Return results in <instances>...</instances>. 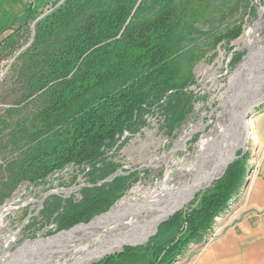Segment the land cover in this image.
Segmentation results:
<instances>
[{
    "label": "trees",
    "instance_id": "1",
    "mask_svg": "<svg viewBox=\"0 0 264 264\" xmlns=\"http://www.w3.org/2000/svg\"><path fill=\"white\" fill-rule=\"evenodd\" d=\"M239 1L56 3L35 21L29 44L12 65L21 84L19 100L32 109L29 118L6 132L7 143L1 145L18 151L0 165L5 173L2 194H9L21 180L36 182L66 163L88 162L90 185L81 190L80 198L61 203L55 197L43 212L47 220L55 214L56 230L105 212L136 179L130 172L103 181L117 168L108 151L124 131L134 133L153 107L162 110L169 133L187 119L196 98L186 89L194 81V66L219 41L229 42L241 33V22L233 20ZM248 14L255 15L253 7ZM29 17L34 21L38 14ZM25 23L3 36L4 49L13 52L20 46L16 37ZM244 176V159L233 161L183 215L163 222L140 249L150 264H169L189 242L201 238L234 197ZM129 254L136 255L134 250Z\"/></svg>",
    "mask_w": 264,
    "mask_h": 264
},
{
    "label": "rangeland",
    "instance_id": "2",
    "mask_svg": "<svg viewBox=\"0 0 264 264\" xmlns=\"http://www.w3.org/2000/svg\"><path fill=\"white\" fill-rule=\"evenodd\" d=\"M240 1L233 20L241 22V33L229 42L219 41L194 66V81L186 89L193 92L196 98L187 119L176 131L169 133L165 127L162 110L153 107L144 115V123L134 133L124 131L108 151L110 160L117 165V168L103 181L130 172L136 175V179L125 194L105 212L95 215L88 222H79L61 230H56L53 221L55 214L47 220V214L43 212L51 206L50 203L55 197H58L61 203L68 199L76 201L80 198L81 190L90 185L88 173L91 167L88 162L66 163L36 182L21 180L7 195L2 194L4 191L1 183L5 173L0 170V264H27L32 252L25 248L38 249L47 240L61 239L75 226L89 224L91 220L105 215L119 200L133 193L152 191L162 183H165V189H170L189 180L193 172L188 170V167L198 160V142L202 138L217 136L221 130L222 137L231 138L236 145L228 159L210 172L202 183H198L200 185L196 188L202 187L201 189L191 192L189 199L185 203H179L177 210L157 227L149 228L144 233L134 234L125 242L126 244L122 243L124 245L103 250L83 264L91 261L89 264H150L147 259L149 256L140 249L157 233L160 225L175 214L183 215L189 205L194 204L198 196L223 174L227 166L240 158L244 159L245 166L242 185L226 207L214 218L212 226L201 235V238L189 242L183 251L189 250L190 253L197 254L204 249L207 242L220 237L225 229L237 227L247 217L264 213L262 210L250 209L247 205L249 202L242 197L250 181L264 175V95H262L264 56L254 55L249 65L255 69L254 72L252 69L249 73L245 71L246 69L240 73H238L239 69L236 71L244 57L249 54L250 44L247 36L252 32L253 27L255 29L256 24L258 41L255 43L258 42V46L264 47V0ZM58 2L61 0H0V43L4 35L17 29L20 22L23 20L26 22L17 34L16 40L20 46L15 51L10 52L0 45V165L18 152L13 146L6 148L1 146L7 143L6 132L17 122L29 118L32 109L31 104L19 100L21 84L12 70V65L15 57L29 44L35 21L48 13ZM250 7L255 11L254 16L248 14ZM29 10L33 15L38 14L34 21L29 17L31 15ZM236 56L240 58L235 60ZM240 75L241 78L248 76L244 88L236 82L240 79ZM253 88L257 89L254 91ZM243 107H246L244 112ZM10 108L22 110L9 113ZM220 137H217V140ZM222 169L223 171L207 185L209 179ZM182 195L176 202L184 198ZM170 211L171 209L166 215ZM63 232L65 233L62 236H56ZM147 233L149 235L142 241ZM71 241L72 244H77L85 242L86 239L81 237ZM112 249L115 251L107 253ZM131 250H134L136 255L131 256L129 254ZM70 252L72 251L56 253L53 259L62 261ZM43 254L35 253L38 256ZM180 257L174 258L169 264L180 263ZM53 259L52 262L55 261Z\"/></svg>",
    "mask_w": 264,
    "mask_h": 264
},
{
    "label": "bare ground",
    "instance_id": "3",
    "mask_svg": "<svg viewBox=\"0 0 264 264\" xmlns=\"http://www.w3.org/2000/svg\"><path fill=\"white\" fill-rule=\"evenodd\" d=\"M257 28L258 25L256 24L255 29L253 27L252 32L247 36L250 44V50L249 54L244 57L236 68V71L239 69L238 73L245 69L248 73L251 69L253 70L252 72H254L255 69L249 66L254 58V55L258 54L264 56V47L258 46V42L257 44L255 43V41H258ZM241 75L240 79L235 81L238 82L241 88H244V82L248 76L246 75L241 78ZM256 89L257 88H255L254 91ZM262 95H264V92ZM246 107L243 108L246 109ZM248 123L250 122L248 121ZM221 131H219L217 136H209L205 139L202 138L198 142V160L194 165L188 167V170L193 172V176L189 180L177 184L170 189H165V183H162L157 189L155 188L152 191L133 193V195L119 200L109 209L107 213H105V215L91 220L89 224L87 223L83 224V226H81L82 224L75 226L74 229L66 232L65 236L61 239L47 240L38 249H31L30 247L25 248L32 252L27 264H83L85 261L98 255L103 250L110 249L117 245L121 246L126 244L125 242L130 240L134 234L144 233L149 228H155L160 220L168 217L176 210L178 204L174 207L172 212L166 215L172 208L174 202H176L182 194L184 197L189 194L187 197L188 200L191 196V192L202 188H196L200 185L198 183H202V180L210 172H213L215 168L219 167L228 159L236 143L231 138L222 137L223 132ZM219 136L221 137L217 140V137ZM182 140L183 138L181 141ZM162 216L164 217L162 218ZM81 237H84L86 241L72 244V239L76 240ZM87 239H89V241ZM63 251L72 252H70L69 255L62 261L53 259L54 254ZM113 251L115 250L112 249L107 253H111ZM39 252L44 253L43 256L35 255V253L38 254ZM52 259L55 261L52 262Z\"/></svg>",
    "mask_w": 264,
    "mask_h": 264
},
{
    "label": "crops",
    "instance_id": "4",
    "mask_svg": "<svg viewBox=\"0 0 264 264\" xmlns=\"http://www.w3.org/2000/svg\"><path fill=\"white\" fill-rule=\"evenodd\" d=\"M242 197L250 209L264 211V175L250 181ZM179 260L178 264H264V213L225 229L197 254L185 250Z\"/></svg>",
    "mask_w": 264,
    "mask_h": 264
},
{
    "label": "water",
    "instance_id": "5",
    "mask_svg": "<svg viewBox=\"0 0 264 264\" xmlns=\"http://www.w3.org/2000/svg\"><path fill=\"white\" fill-rule=\"evenodd\" d=\"M243 112H244V108H243ZM178 209H179V208H178ZM176 210H177V209H176ZM176 210H175V211H176ZM175 211H174V212H175ZM174 212H172V213H174ZM172 213H171V214H172ZM171 214H170V215H171ZM170 215H169V216H170ZM166 218H167V217H166ZM166 218L160 220V221L158 222L157 226L159 225L160 222H162V221L165 220ZM157 226H156V227H157ZM151 234H153V233H151Z\"/></svg>",
    "mask_w": 264,
    "mask_h": 264
}]
</instances>
